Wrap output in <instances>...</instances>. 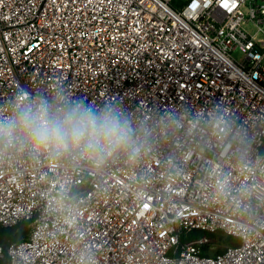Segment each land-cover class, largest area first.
<instances>
[{
	"label": "built area",
	"instance_id": "obj_1",
	"mask_svg": "<svg viewBox=\"0 0 264 264\" xmlns=\"http://www.w3.org/2000/svg\"><path fill=\"white\" fill-rule=\"evenodd\" d=\"M61 97L131 145L0 148V264H264V0H0V119Z\"/></svg>",
	"mask_w": 264,
	"mask_h": 264
},
{
	"label": "clouds",
	"instance_id": "obj_2",
	"mask_svg": "<svg viewBox=\"0 0 264 264\" xmlns=\"http://www.w3.org/2000/svg\"><path fill=\"white\" fill-rule=\"evenodd\" d=\"M130 145L128 122L110 105L96 109L61 97L57 104L22 105L0 119V148L102 159Z\"/></svg>",
	"mask_w": 264,
	"mask_h": 264
},
{
	"label": "trees",
	"instance_id": "obj_3",
	"mask_svg": "<svg viewBox=\"0 0 264 264\" xmlns=\"http://www.w3.org/2000/svg\"><path fill=\"white\" fill-rule=\"evenodd\" d=\"M174 6H176L175 3H172ZM30 232L29 223L28 222H21L18 225L14 227H7L3 228L0 227V246L3 248H6L10 243L13 242H19L22 239H25L28 237ZM202 235L200 231H192L189 233L182 234L180 240L181 242H184L186 240H189L193 237H198ZM213 240L219 242V243H228V246H237L239 244V239L236 237L224 235L223 233L217 232L210 235ZM22 237V239H20ZM224 249H216L215 251L210 252L212 255L219 254ZM1 264H10L9 259L5 257V259L1 262Z\"/></svg>",
	"mask_w": 264,
	"mask_h": 264
},
{
	"label": "rangeland",
	"instance_id": "obj_4",
	"mask_svg": "<svg viewBox=\"0 0 264 264\" xmlns=\"http://www.w3.org/2000/svg\"><path fill=\"white\" fill-rule=\"evenodd\" d=\"M20 239H22V237H20ZM211 242L213 243V248L212 250L215 251L216 249H224L228 246V243H219L216 240L214 241L213 238H211Z\"/></svg>",
	"mask_w": 264,
	"mask_h": 264
}]
</instances>
